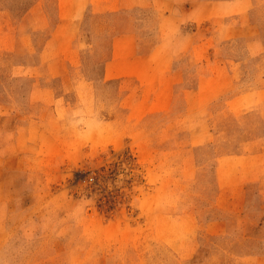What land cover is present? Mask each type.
Here are the masks:
<instances>
[{
  "label": "rangeland",
  "instance_id": "374dc122",
  "mask_svg": "<svg viewBox=\"0 0 264 264\" xmlns=\"http://www.w3.org/2000/svg\"><path fill=\"white\" fill-rule=\"evenodd\" d=\"M0 264H264V0H0Z\"/></svg>",
  "mask_w": 264,
  "mask_h": 264
},
{
  "label": "crops",
  "instance_id": "0c3cea01",
  "mask_svg": "<svg viewBox=\"0 0 264 264\" xmlns=\"http://www.w3.org/2000/svg\"><path fill=\"white\" fill-rule=\"evenodd\" d=\"M230 29V27H229ZM132 38H133V32L131 29H127L124 31H120L117 34L113 36V48L111 51V55L109 56L106 64L103 75L107 74V71L110 72L111 76H120V75H129L131 72H135L137 68H139L138 60L132 56ZM117 43L121 44L120 50L117 49ZM118 51H120V56L118 54ZM159 53H156L155 55L158 56ZM151 56V60L154 59L153 55ZM157 58V57H155ZM163 60L165 57H162ZM168 58V57H166ZM148 59V58H147ZM139 64V63H138ZM147 66H149V69L154 68L156 71V74L160 72V65H153L152 61L143 63ZM109 67V69H108ZM159 89L158 91H160Z\"/></svg>",
  "mask_w": 264,
  "mask_h": 264
}]
</instances>
